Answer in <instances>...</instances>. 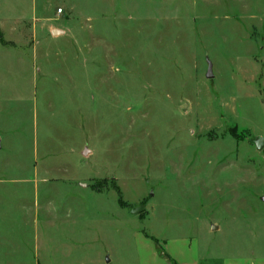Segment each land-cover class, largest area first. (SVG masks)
I'll use <instances>...</instances> for the list:
<instances>
[{"label": "rangeland", "instance_id": "1", "mask_svg": "<svg viewBox=\"0 0 264 264\" xmlns=\"http://www.w3.org/2000/svg\"><path fill=\"white\" fill-rule=\"evenodd\" d=\"M257 138L264 0H0V264L257 253Z\"/></svg>", "mask_w": 264, "mask_h": 264}, {"label": "crops", "instance_id": "2", "mask_svg": "<svg viewBox=\"0 0 264 264\" xmlns=\"http://www.w3.org/2000/svg\"><path fill=\"white\" fill-rule=\"evenodd\" d=\"M259 234L264 236V229L258 231ZM154 240V239H153ZM154 251L151 255L150 261H144V264H151L155 260L154 264H160L166 261H170L175 257L177 264H201V251L190 246L189 243L181 240L171 241H159L154 240ZM259 251L257 253L251 251V254L244 255H231L221 259V264H264V240L258 241ZM143 260V259H142Z\"/></svg>", "mask_w": 264, "mask_h": 264}, {"label": "water", "instance_id": "3", "mask_svg": "<svg viewBox=\"0 0 264 264\" xmlns=\"http://www.w3.org/2000/svg\"><path fill=\"white\" fill-rule=\"evenodd\" d=\"M59 31L55 30L53 31V34H57ZM214 77V74H213V65L212 63L209 61V67H208V72H207V78L211 79ZM253 143L255 144V146L257 147L258 150H263L264 149V138H257V139H254L253 140ZM0 147H1V139H0ZM88 153V151L86 152ZM262 200H264V197L262 198ZM146 210V207L145 206H138L136 207L132 213L135 214V215H138V214H141L143 212H145ZM212 229L213 230H217L218 227L213 225L212 226Z\"/></svg>", "mask_w": 264, "mask_h": 264}, {"label": "trees", "instance_id": "4", "mask_svg": "<svg viewBox=\"0 0 264 264\" xmlns=\"http://www.w3.org/2000/svg\"><path fill=\"white\" fill-rule=\"evenodd\" d=\"M173 264H177L175 261H173Z\"/></svg>", "mask_w": 264, "mask_h": 264}]
</instances>
